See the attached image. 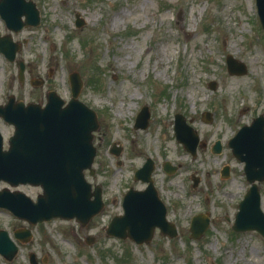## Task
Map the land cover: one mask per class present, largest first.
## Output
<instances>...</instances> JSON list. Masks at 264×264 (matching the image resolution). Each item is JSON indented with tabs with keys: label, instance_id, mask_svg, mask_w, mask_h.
<instances>
[{
	"label": "rangeland",
	"instance_id": "rangeland-1",
	"mask_svg": "<svg viewBox=\"0 0 264 264\" xmlns=\"http://www.w3.org/2000/svg\"><path fill=\"white\" fill-rule=\"evenodd\" d=\"M32 1L39 11L37 25L13 31L0 18V35L8 33L20 44L15 59L25 66L20 82L17 63L0 52V103L12 94L15 100L44 104L48 90L67 101L68 75L76 71L82 83L78 99L96 112L98 121L94 172L86 170L85 176L101 186L104 206L84 226L59 217L29 223L0 208V228L19 247L11 260L0 255V262L29 264L33 252L38 264H264L262 235L230 226L249 183L244 163L227 145L240 126L264 115V29L255 0ZM227 54L245 64L243 74L227 71ZM231 77L242 80L228 89ZM38 79L43 83H30ZM143 105L148 124L133 127ZM204 111L211 113L209 121ZM176 112L198 137L194 155L175 138ZM0 131L6 147L12 126L0 119ZM217 139L222 149L214 153ZM112 144L120 148L118 154L110 152ZM147 157L154 161L153 183L177 234L169 237L155 228L143 243L106 235L110 218L122 213L124 192L146 186L133 174ZM164 161L175 169L165 172ZM224 165L227 176L221 175ZM192 177L198 179L195 187ZM3 186L32 198L41 192L29 184L0 181ZM258 188L264 212V180ZM199 212L210 223L192 238L190 217ZM17 228L31 231L27 242L13 237ZM89 235L92 243L86 242Z\"/></svg>",
	"mask_w": 264,
	"mask_h": 264
},
{
	"label": "water",
	"instance_id": "water-1",
	"mask_svg": "<svg viewBox=\"0 0 264 264\" xmlns=\"http://www.w3.org/2000/svg\"><path fill=\"white\" fill-rule=\"evenodd\" d=\"M258 13L264 27V0H256ZM0 16L6 27L19 30L24 25H37L39 11L32 0H0ZM23 17V18H22ZM76 25L82 20L76 15ZM19 44L13 42L9 34L0 36V51L9 60H13ZM227 69L230 73H244L245 65L231 55H227ZM18 76L23 80L24 65L18 60ZM71 98L64 105V100L53 90L47 92L44 106L39 103L15 101L9 96L8 101L0 104V117L13 125V133L8 138V148L3 149V137L0 133V180L10 185L29 183L39 185L42 193L34 201L24 192L11 191L7 187L0 189V207L7 208L18 218L30 223L49 220L53 217H75L82 225L98 213L103 207L100 185L93 189L84 176V170L93 173L92 162L95 147L92 143L93 131L98 128L95 112L81 102L77 96L81 81L76 72L69 75ZM42 80L32 82L41 83ZM211 88L215 82H209ZM209 121L210 113L204 112ZM149 112L143 107L136 118V127H146ZM175 134L187 150L194 153L197 136L193 129L184 122L181 114H176ZM232 153L244 161L246 179L251 183L243 198L238 203L234 221L235 231L257 230L264 237V213L260 208V193L256 181L264 179V116L255 117L250 125H243L228 141ZM221 144L216 140L213 152H219ZM111 152L118 154L119 149L112 146ZM153 161L148 158L142 167L135 171L134 177L148 181L143 190L130 188L122 200L123 214L112 217L105 231L121 238L129 237L137 243L149 241L155 227L172 237L176 228L166 220V208L157 196L151 179ZM167 171L174 167L165 163ZM228 174V167L222 169ZM196 183L197 179L194 178ZM195 185V184H194ZM209 219L204 213L191 217L189 230L192 238H198L207 228ZM14 236L27 241L31 236L28 229L14 231ZM93 238H86L91 243ZM17 245L8 232L0 229V254L7 260L17 252ZM31 264H37L35 254L29 253ZM2 264V263H0Z\"/></svg>",
	"mask_w": 264,
	"mask_h": 264
},
{
	"label": "bare ground",
	"instance_id": "bare-ground-1",
	"mask_svg": "<svg viewBox=\"0 0 264 264\" xmlns=\"http://www.w3.org/2000/svg\"><path fill=\"white\" fill-rule=\"evenodd\" d=\"M186 29V32H190V29H188V28H185ZM242 80V78H240V77H231L230 79H229V85H228V89H230L232 86H233V84H235V83H238V82H240ZM162 121L164 122V124H166V125H168L169 123H170V120L167 118V117H164L163 119H162ZM181 162V161H180ZM182 163V162H181Z\"/></svg>",
	"mask_w": 264,
	"mask_h": 264
}]
</instances>
